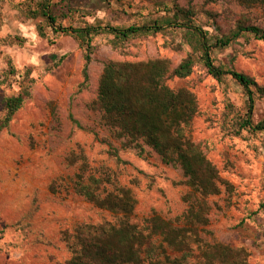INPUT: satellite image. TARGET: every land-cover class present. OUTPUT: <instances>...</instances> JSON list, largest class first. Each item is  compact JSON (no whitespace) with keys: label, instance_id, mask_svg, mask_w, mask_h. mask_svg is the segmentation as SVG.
I'll return each mask as SVG.
<instances>
[{"label":"rangeland","instance_id":"1","mask_svg":"<svg viewBox=\"0 0 264 264\" xmlns=\"http://www.w3.org/2000/svg\"><path fill=\"white\" fill-rule=\"evenodd\" d=\"M43 2L0 0V100L29 86V96L0 130V264L62 262L70 256L62 231H71L80 222L114 220L111 212L73 189L80 150L91 171L106 170L119 185L131 189L136 223L152 211L172 219L185 211L189 188L181 169L162 163L146 146L141 153L123 147L88 103L96 96L98 77L108 60L160 57L173 68L187 54L194 59L192 72L184 78H166L165 83L195 94L198 112L191 122V137L230 184L228 190L221 186L219 194L208 197L209 221L203 227L208 233L200 235L206 241L244 247L245 264H264V131L240 127L248 108L243 88L229 75L216 80L207 74L195 37L167 25L119 42L106 32L92 36L87 81L80 86L85 46L72 34L46 26L39 10ZM47 3L59 14L56 23L65 27L142 24L171 16L174 4L195 10L194 24L206 31L210 42L237 21L264 26L260 7H244L236 0ZM211 56L215 64L242 71L264 87V40L242 34L224 48L213 49ZM252 99L249 118L254 124L264 119V95L254 91ZM3 114L0 102V118ZM109 149H116L122 161Z\"/></svg>","mask_w":264,"mask_h":264},{"label":"trees","instance_id":"2","mask_svg":"<svg viewBox=\"0 0 264 264\" xmlns=\"http://www.w3.org/2000/svg\"><path fill=\"white\" fill-rule=\"evenodd\" d=\"M236 1L244 7H260L264 12V0ZM39 10L47 27L55 32L72 34L85 46L80 86L87 81L92 36L106 32L112 35L113 42H119L136 35L162 31L166 25L187 30L196 39L199 58L207 74L216 80L229 75L243 88L248 108L240 127L264 131V119L253 124L249 118L253 92L264 95V87L242 71L215 64L211 56L213 49L224 48L242 34L264 40V26L237 21L226 34L210 42L206 31L194 24L195 10L191 6L174 4L169 17L124 27L108 24L65 27L56 23L59 14L47 0ZM193 66L191 54L184 56L173 68H170L167 58L160 57L138 61L108 60L98 77L96 96L88 103L90 109L99 112L100 121L109 129L111 136L121 139L123 147L141 153L146 146L159 156L162 163L177 165L181 169L189 188L184 196L187 202L185 211L173 219L152 211L141 224L136 223L132 218L136 200L131 189L119 185L106 170L98 174L91 171L80 150L81 166L73 189L96 207L111 212L114 220L80 222L71 231H62L70 256L56 264H144L145 261L152 264L246 263L248 251L244 247H233L219 240L206 241L200 235L201 232L208 233L203 228L209 221L208 197L219 194L221 186L228 190L230 184L219 176L216 166L191 137V122L198 112L195 94L187 87L173 89L165 83L166 78L188 76ZM28 96L29 86H21L16 94L1 98L4 114L0 118V130L8 125ZM109 154L122 161L116 149H109Z\"/></svg>","mask_w":264,"mask_h":264}]
</instances>
